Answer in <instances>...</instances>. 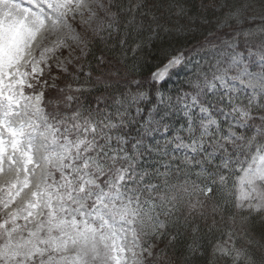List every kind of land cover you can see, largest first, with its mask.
Wrapping results in <instances>:
<instances>
[{"label": "snow or ice", "instance_id": "1", "mask_svg": "<svg viewBox=\"0 0 264 264\" xmlns=\"http://www.w3.org/2000/svg\"><path fill=\"white\" fill-rule=\"evenodd\" d=\"M252 7L232 5L227 15L239 21ZM166 12L183 16L186 8L176 0H137L127 9L113 0H0V174H12L0 183V211L24 197L0 218V264H174L156 246L168 222L182 207L204 215L214 189L227 196L212 215H231L227 226L208 229L220 236L207 264H264V107L253 108L264 99V38L243 51L224 40L211 79L194 48L165 55L137 80V53ZM231 27L226 35L241 34ZM94 39H116L109 51L118 47L120 57L81 63ZM60 49L71 58L55 67L75 86L47 79ZM189 64L190 90L161 91ZM243 92L251 93L247 104ZM203 247L194 241L188 251L204 256Z\"/></svg>", "mask_w": 264, "mask_h": 264}, {"label": "trees", "instance_id": "2", "mask_svg": "<svg viewBox=\"0 0 264 264\" xmlns=\"http://www.w3.org/2000/svg\"><path fill=\"white\" fill-rule=\"evenodd\" d=\"M136 2L137 0H113V3L122 6L124 9L129 8L131 5H135ZM158 2H161V0H158ZM162 2L167 4L173 2V0H162ZM176 2L185 5V14L183 16L172 14L175 12L174 9L172 13L166 12L161 20L163 28L153 36L152 40L147 42V47L143 52L137 53L138 59L136 63L139 65V68L134 73L135 79L147 78L150 72L154 70L152 66L160 64L164 56L168 54L175 55L182 52L185 55H189L191 49L198 48L200 54L195 56L194 60L196 62L199 61L202 65L203 63H201L200 60H204L206 64L207 59H211L216 49L225 50L223 45L224 40L235 42L239 48H243L242 45H244L246 41L250 44L264 38L261 37L258 31L259 29H264V9L261 8V4H264V0H176ZM241 3L251 4L253 7L250 11L246 12L245 17L240 18L239 21L230 19L227 15L229 7ZM202 4H214L215 6L202 7ZM233 25L237 28L238 33H241L237 34L235 38L233 35H226V33L232 32L231 26ZM249 31L255 33V35L247 37L242 34ZM102 35H104V33H102ZM148 35L149 33L144 34L145 37ZM116 44V39L108 41V46H106L104 42L94 39L89 45L90 51L87 59L82 60V63L85 65L91 64L95 67V57L101 54L119 58L121 52L118 47L113 51H109V47L115 46ZM201 45H203V47H199ZM128 56L129 59L124 60L123 64L127 66L128 70L131 72L132 53H128ZM192 67V64L188 65L189 70L192 69ZM84 71L89 72L92 71V69L85 66ZM182 72L183 71L180 72L179 76L173 74L167 84L159 85L161 91L174 94L177 88L185 87L186 79L184 80L182 78ZM54 73L57 74L58 79L55 83H58V87L63 88L65 86V81L73 83V86H75L71 76L66 74L62 75L58 70L57 72H53V74ZM77 75H79V73H77ZM80 79L81 82H83V76H81ZM52 82L53 81L49 83ZM88 87L98 86L88 85ZM133 91H135V88H133ZM95 94V91L91 93V95ZM142 106L145 107V105ZM48 110L51 109L49 108ZM254 112L261 114L257 111ZM198 170L199 169H193V171ZM191 179L196 180V177L192 176ZM196 182L202 184V180H196ZM229 187H231L230 183ZM217 188H219V185H217ZM214 192H216V195L205 204L203 210L204 215L199 214V212L189 213L186 207H182L177 213V218L168 222V236L163 237L157 245L158 247L164 248L168 256L174 258V264H207L211 252L210 245L215 243L216 239L220 236L218 231H213L209 234L208 229L210 226L213 228L227 226V217L231 215V212L228 211L217 213L215 216L212 215L213 207L217 205L223 207L225 197L227 196L226 190L216 191V189H214ZM200 199L203 200L204 197L201 196ZM221 215L224 216L223 221H221ZM214 220L216 223L213 225ZM171 236H175L176 239L169 244L168 239ZM194 241L205 246L200 249L201 252L205 253L204 256L190 255L188 248Z\"/></svg>", "mask_w": 264, "mask_h": 264}, {"label": "rangeland", "instance_id": "3", "mask_svg": "<svg viewBox=\"0 0 264 264\" xmlns=\"http://www.w3.org/2000/svg\"><path fill=\"white\" fill-rule=\"evenodd\" d=\"M77 20H79V17H77ZM79 30V29H77ZM70 45H71V50H72V56L74 57H80V52L79 50L76 48V46L74 44H72V42H69ZM235 43V42H233ZM236 44V43H235ZM237 45V44H236ZM228 49H216L215 52H213V56L211 57V59H207V62L205 64V61L204 60H200L202 64V67H203V70L206 71L208 73V78L211 79V72L214 70V65L216 64V59L219 58V56L224 52V51H227ZM237 50L239 51H243V48H237ZM177 54H180V53H177ZM175 54V55H177ZM55 59H50L49 63H51L53 65V68H52V73H51V76L47 77V79L49 80V82L52 81L51 77H57V74L53 72H57V69L55 67V64L58 62V61H67V59H70L71 57L69 56V51L68 50H64V49H60L58 50L56 53H55ZM210 58V57H208ZM199 62V61H198ZM73 63H75V61H73ZM81 63H82V60H81ZM205 64V65H204ZM69 67V71L71 72V65H66ZM193 66V65H192ZM252 71H257L258 69H250ZM191 74V75H190ZM234 74V73H233ZM192 76V72L190 73V70L189 68L187 67V70H183L182 72V78L185 80H187L188 78H190ZM58 84V83H57ZM64 84V83H63ZM58 86V85H57ZM185 86V85H184ZM184 88V90L188 91L190 89H187L185 87H182ZM50 91V90H49ZM69 95L72 94V93H68ZM175 94V92H174ZM173 94V95H174ZM251 93L250 92H243L240 96H239V102L240 103H243V104H247L248 103V99L250 97ZM257 105H259L260 107H264V99H261L259 96L256 97L254 103H253V108H255ZM141 107H143L141 105ZM253 115H259L257 114L256 112L253 111ZM135 134V133H133ZM157 138H160V137H157ZM5 168H7V165H5ZM12 176L11 173H8V172H5L3 174H0V183H2L5 179H8ZM23 194L20 196V197H17L16 201L9 206V209H6L4 211H0V218H2L8 211H12V210H15L17 207H20L22 206V202H23ZM163 219V217H162ZM22 222V221H21ZM236 224L238 225L239 224V216L236 217ZM158 247V245H156ZM219 264H224V262L222 261H219L218 262Z\"/></svg>", "mask_w": 264, "mask_h": 264}]
</instances>
